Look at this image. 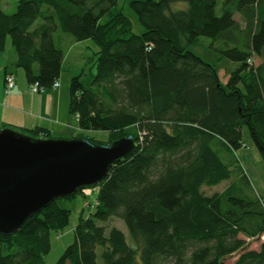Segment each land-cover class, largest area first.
Segmentation results:
<instances>
[{
  "label": "trees",
  "instance_id": "16d2710c",
  "mask_svg": "<svg viewBox=\"0 0 264 264\" xmlns=\"http://www.w3.org/2000/svg\"><path fill=\"white\" fill-rule=\"evenodd\" d=\"M181 1L186 7L174 9ZM1 2L0 52L9 37L28 86L44 91L58 83L64 54L56 31L96 44L95 71L70 78L68 111L79 132L103 129L106 144L125 135L135 142L101 181L76 192L97 188L93 209L79 216L56 264H97L98 246L99 264H228L233 254L232 264H264V240L258 249L246 240L264 233V199L249 192L242 170L233 178L236 161L222 155L245 146V126L264 162V63L247 61L254 54L264 61V0H129L140 33L118 0H16L12 13ZM199 36L220 42L221 54L240 63L224 84L189 49ZM12 129L53 137L40 126ZM222 181V191L203 192ZM75 194L51 201L13 234L0 233V264H46L50 232L69 221L58 201ZM113 216L136 247L118 228L106 229Z\"/></svg>",
  "mask_w": 264,
  "mask_h": 264
},
{
  "label": "water",
  "instance_id": "95a60500",
  "mask_svg": "<svg viewBox=\"0 0 264 264\" xmlns=\"http://www.w3.org/2000/svg\"><path fill=\"white\" fill-rule=\"evenodd\" d=\"M134 145L131 135L97 144L86 138L32 137L0 129V233L13 234L51 201L98 183L110 164Z\"/></svg>",
  "mask_w": 264,
  "mask_h": 264
},
{
  "label": "rangeland",
  "instance_id": "374dc122",
  "mask_svg": "<svg viewBox=\"0 0 264 264\" xmlns=\"http://www.w3.org/2000/svg\"><path fill=\"white\" fill-rule=\"evenodd\" d=\"M128 2L129 0H118L116 8L121 10L130 19L132 31L134 33H140L143 31V27L139 23L135 13L129 8ZM15 5L16 0H2L1 9L6 13H12L15 10ZM186 5L187 3L185 1L176 2L173 4V8H185ZM236 18L239 20L238 15H236ZM103 20L104 18L102 21ZM58 34H64L68 39L61 42L58 39ZM53 37L55 43L63 49L64 54L62 59V71L57 79L59 83L63 84L65 87H69V81L72 75L82 72L84 78L85 75H89L90 72L93 73L95 71L94 53L98 50V47L91 39L75 41L70 34L59 30L54 33ZM7 41H10L9 37L7 38ZM221 48L220 42L213 41L207 36H199L197 42L189 46L191 51L199 55L205 62L210 63L215 67L221 83L224 84L231 71L235 70L240 63L222 55L220 52ZM252 58L254 59L253 64L256 66L260 65V63H264L263 58L255 54ZM18 69L23 72V69ZM134 130V126L126 128V131L128 132H134ZM80 133L84 138H91L104 144L107 143L109 138V132L103 129H89L80 132L74 129L72 137L79 135ZM69 137L71 138V136ZM242 141L245 146H242L235 151L223 152L222 155L225 159L230 158L236 161L232 166L233 178L240 175V171L242 170L248 179L249 192L254 196L264 199V162L250 138L247 127L245 126L242 128ZM237 165L239 167H236ZM157 167L158 166H156V168ZM153 172L152 175L155 174V169H153ZM227 184L228 181H222L214 186H203L202 190L205 194L210 195L215 191H222ZM96 192L97 188L93 187L88 189L84 195L82 193H76L75 196L70 199H60L58 201L60 206L70 210L69 221L63 229L50 232L51 247L49 252L44 255L46 264H56L65 247L73 241V229L77 220L79 216H88L89 212L93 209L92 205L95 201ZM104 225L107 230L113 226L121 230L125 235L126 242L131 247H136V243L130 237L128 229L120 217L113 216L106 221ZM246 240L248 248L258 249L262 238L257 237ZM100 250L101 247L98 246L96 248L98 253L97 264L100 263ZM236 257L237 254L230 255L225 258V261L228 264H232ZM160 264H173V261L171 259H162Z\"/></svg>",
  "mask_w": 264,
  "mask_h": 264
},
{
  "label": "crops",
  "instance_id": "0c3cea01",
  "mask_svg": "<svg viewBox=\"0 0 264 264\" xmlns=\"http://www.w3.org/2000/svg\"><path fill=\"white\" fill-rule=\"evenodd\" d=\"M59 41L67 40L58 34ZM16 54L10 41L0 52V129L47 128L54 137H72L73 130H79L77 118L68 111L69 87L59 83L58 87L42 92H31L28 82L18 67L14 65ZM14 75V86L6 91L5 75Z\"/></svg>",
  "mask_w": 264,
  "mask_h": 264
},
{
  "label": "built area",
  "instance_id": "2783aa9c",
  "mask_svg": "<svg viewBox=\"0 0 264 264\" xmlns=\"http://www.w3.org/2000/svg\"><path fill=\"white\" fill-rule=\"evenodd\" d=\"M248 62L252 63L251 58H248ZM5 85H6V91L14 86V76L12 74H7L5 76ZM54 86L57 87L58 83L57 82L54 83ZM29 89H30L31 92H41V91H43V88L39 87L38 83H36V82L32 83L29 86Z\"/></svg>",
  "mask_w": 264,
  "mask_h": 264
},
{
  "label": "bare ground",
  "instance_id": "6f19581e",
  "mask_svg": "<svg viewBox=\"0 0 264 264\" xmlns=\"http://www.w3.org/2000/svg\"><path fill=\"white\" fill-rule=\"evenodd\" d=\"M259 237L262 238V240H264V233L261 234Z\"/></svg>",
  "mask_w": 264,
  "mask_h": 264
}]
</instances>
